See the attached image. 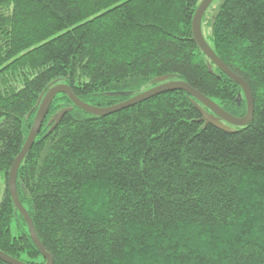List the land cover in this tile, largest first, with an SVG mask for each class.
<instances>
[{
  "label": "trees",
  "instance_id": "16d2710c",
  "mask_svg": "<svg viewBox=\"0 0 264 264\" xmlns=\"http://www.w3.org/2000/svg\"><path fill=\"white\" fill-rule=\"evenodd\" d=\"M200 1L0 0L1 251L46 261L7 178L52 85L105 107L167 76L245 115L239 85L193 38ZM209 11L204 37L250 85L251 122L205 123L184 90L104 116L56 95L17 172L53 264H264V0Z\"/></svg>",
  "mask_w": 264,
  "mask_h": 264
},
{
  "label": "water",
  "instance_id": "95a60500",
  "mask_svg": "<svg viewBox=\"0 0 264 264\" xmlns=\"http://www.w3.org/2000/svg\"><path fill=\"white\" fill-rule=\"evenodd\" d=\"M213 1L214 0H201L198 6L196 7L193 18H192L193 38L198 44L199 48L202 50V52L206 55V57L220 71L226 74L232 81L238 84L239 87L241 88L245 101H246V106H247V110L244 116L236 117L230 114L228 111L223 109L219 104H217L210 97L206 96L205 94L191 87L187 82L182 81V80H169L167 79V76L156 78V81L159 82L158 84L144 91H141L125 99L124 101H121L113 105L105 106V107L95 106V105L84 102L83 100L78 98L73 93L71 88L65 83H56L52 85L46 91V93L43 96H41L39 107L37 109L35 118L29 130V133L26 137V140L20 152L14 159L11 165V168L8 172L7 183H8V191L14 203V206L17 208L19 213L22 215L24 221L26 222L28 231H29V234H30V237L33 243L35 244L38 251L41 253V255L46 260L44 264H53V258L51 254L48 251H46V249L44 248L36 232L34 222L30 214L28 213L26 208L22 205L19 199L18 191H17V172H18V168L21 162L23 161L27 152L33 145L36 139V136L38 135L41 129L44 118L49 110V107L56 95H58L59 93H65L68 96V98L72 101V103L78 108H80L81 110L89 114H92V115L104 116V115H108L110 113L119 111L123 108L135 105L141 101H144L150 97H153L155 95H158L164 92L174 91V90H184L193 98L192 102L202 113L203 115L202 119L205 121V123H210L218 128L228 130L229 125L244 127L251 122L253 118L254 102H253V94H252L250 85L247 83L246 80H244L242 77H240L235 72H233L222 61V59L215 53V51L211 48V46L206 41L203 31H202L203 16ZM204 107L207 109V111L204 109ZM64 112L65 111H62L58 115L57 118H60V116ZM0 259L7 262L8 264H29L15 257L10 256L1 250H0Z\"/></svg>",
  "mask_w": 264,
  "mask_h": 264
},
{
  "label": "rangeland",
  "instance_id": "374dc122",
  "mask_svg": "<svg viewBox=\"0 0 264 264\" xmlns=\"http://www.w3.org/2000/svg\"><path fill=\"white\" fill-rule=\"evenodd\" d=\"M218 0H214L211 5L209 6V13H213V10L217 4ZM208 10V9H207ZM1 190H3V184H2V181L0 180V199H1Z\"/></svg>",
  "mask_w": 264,
  "mask_h": 264
},
{
  "label": "bare ground",
  "instance_id": "6f19581e",
  "mask_svg": "<svg viewBox=\"0 0 264 264\" xmlns=\"http://www.w3.org/2000/svg\"><path fill=\"white\" fill-rule=\"evenodd\" d=\"M200 3V2H199Z\"/></svg>",
  "mask_w": 264,
  "mask_h": 264
}]
</instances>
